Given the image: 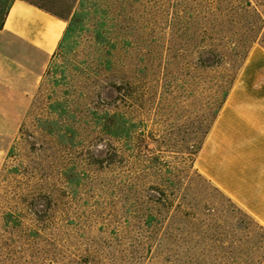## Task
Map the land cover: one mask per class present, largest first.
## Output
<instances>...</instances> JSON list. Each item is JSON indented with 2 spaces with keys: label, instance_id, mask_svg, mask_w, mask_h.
I'll return each instance as SVG.
<instances>
[{
  "label": "rangeland",
  "instance_id": "obj_1",
  "mask_svg": "<svg viewBox=\"0 0 264 264\" xmlns=\"http://www.w3.org/2000/svg\"><path fill=\"white\" fill-rule=\"evenodd\" d=\"M86 4L104 46L85 31L0 107V264H264V228L194 166L224 82L263 47L264 0Z\"/></svg>",
  "mask_w": 264,
  "mask_h": 264
},
{
  "label": "crops",
  "instance_id": "obj_2",
  "mask_svg": "<svg viewBox=\"0 0 264 264\" xmlns=\"http://www.w3.org/2000/svg\"><path fill=\"white\" fill-rule=\"evenodd\" d=\"M66 25L13 0L0 28V107L39 84ZM7 96V98H6ZM9 119L0 115V133ZM197 171L264 228V48L254 45L195 155Z\"/></svg>",
  "mask_w": 264,
  "mask_h": 264
},
{
  "label": "trees",
  "instance_id": "obj_3",
  "mask_svg": "<svg viewBox=\"0 0 264 264\" xmlns=\"http://www.w3.org/2000/svg\"><path fill=\"white\" fill-rule=\"evenodd\" d=\"M0 1H1L0 2V28H1L3 21H4V18L6 16L7 11H8V9L11 5V2L13 0H0ZM32 4L38 6L39 8L46 10L47 12H49L50 14H52L54 16L63 18L66 21V25L64 27V30L61 34L60 39L58 40L57 46H56L54 52L52 53L51 57H55L57 54L65 57L67 55L76 53V48L78 47V45L81 42L82 35L87 30H91L94 42L97 45H99V47L104 46V43H103L104 42V31H103L102 25L98 24L96 22L92 25L87 23V21L90 20V15L92 14V9L90 6H88L86 4V0H78L77 7L72 12H70L66 17L59 16L55 13H52L51 11L47 10L46 8H44L40 5H37L35 3H32ZM246 13L249 15L251 14V16L255 15V16L260 18V13L253 7L250 8L249 10H246ZM254 30H255V27H254ZM258 34H259V31H258ZM253 42H254V40H252L251 44ZM251 44H250L249 48L246 50V54H244L243 60L238 64L237 71L242 66V64L245 60V57H246V55H247V53L251 47ZM263 47H264V44H263ZM50 68H51L50 64H48L47 68L45 70L46 74L49 73ZM56 76L57 75H54V78H55L54 83L58 84V83H60L61 78L64 77V75H60L59 77H56ZM235 76H236V74L230 79L227 78L226 81L224 82L223 96H222L220 104H219V106L215 112V116L217 115L223 101L225 100L227 93H228L231 85L233 84ZM215 116H214V118H215ZM200 146L197 148L196 151L199 150Z\"/></svg>",
  "mask_w": 264,
  "mask_h": 264
}]
</instances>
